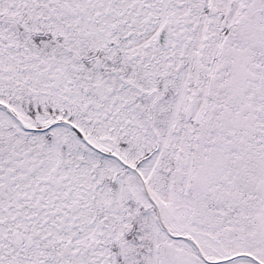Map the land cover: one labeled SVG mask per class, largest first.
<instances>
[{
	"label": "snow or ice",
	"instance_id": "obj_1",
	"mask_svg": "<svg viewBox=\"0 0 264 264\" xmlns=\"http://www.w3.org/2000/svg\"><path fill=\"white\" fill-rule=\"evenodd\" d=\"M0 264H264V0H0Z\"/></svg>",
	"mask_w": 264,
	"mask_h": 264
}]
</instances>
